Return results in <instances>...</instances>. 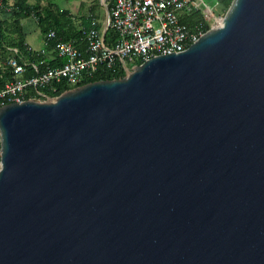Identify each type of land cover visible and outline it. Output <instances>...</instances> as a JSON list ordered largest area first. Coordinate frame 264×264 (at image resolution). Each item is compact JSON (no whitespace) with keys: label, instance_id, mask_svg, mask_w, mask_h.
Masks as SVG:
<instances>
[{"label":"water","instance_id":"obj_1","mask_svg":"<svg viewBox=\"0 0 264 264\" xmlns=\"http://www.w3.org/2000/svg\"><path fill=\"white\" fill-rule=\"evenodd\" d=\"M123 62L0 106V264H264V0Z\"/></svg>","mask_w":264,"mask_h":264},{"label":"built area","instance_id":"obj_2","mask_svg":"<svg viewBox=\"0 0 264 264\" xmlns=\"http://www.w3.org/2000/svg\"><path fill=\"white\" fill-rule=\"evenodd\" d=\"M209 1L103 0V22L92 18L91 26L82 28L79 41L58 38L50 29L43 37L45 47L36 50L27 45L30 52L47 53L53 64L43 58L27 60L8 47L0 53V106L14 100L42 101L50 97L47 91L58 95L107 71L125 73L123 60L132 67L157 55L185 50L205 32L204 21L209 28L220 21L221 15ZM13 4L9 0L7 10ZM3 5L0 0V8ZM197 15L198 21L190 26L187 20ZM29 18L37 25L40 22L35 12ZM62 86L66 88L59 92ZM1 151L0 142V156Z\"/></svg>","mask_w":264,"mask_h":264},{"label":"trees","instance_id":"obj_3","mask_svg":"<svg viewBox=\"0 0 264 264\" xmlns=\"http://www.w3.org/2000/svg\"><path fill=\"white\" fill-rule=\"evenodd\" d=\"M2 1L4 4L3 7L0 8V53L2 54L7 52L8 47H11L16 48L20 55L27 60H38L43 58L46 59L48 63L53 64V61H51L47 53L30 52L27 49V43L25 41L26 34L23 25L21 24V20L28 18L31 12H35L40 19L38 26L43 37L48 30L53 29L58 38L63 40L76 39L79 41L82 36V28L86 29L91 26V19L89 17L81 16L74 18L68 9H55V4L53 5V2H51L52 0H49L50 3H47L46 5H41L39 2L32 4L27 0H13L14 4L11 10H7L6 7L9 0ZM213 1L216 2V11L218 10L217 12L221 13L219 9L222 8L223 11H226L232 0ZM198 17L199 15L196 17H190L187 22L190 26H193L195 22L198 21ZM208 29L209 24L204 21L203 30L206 31ZM52 43L53 41L49 42L48 49H50ZM123 75V71H107L103 74H96V76L88 79L85 83L99 79L119 78ZM65 88L66 87L62 86L59 92ZM47 94L49 96L57 95V93L53 94L49 91H47Z\"/></svg>","mask_w":264,"mask_h":264},{"label":"rangeland","instance_id":"obj_4","mask_svg":"<svg viewBox=\"0 0 264 264\" xmlns=\"http://www.w3.org/2000/svg\"><path fill=\"white\" fill-rule=\"evenodd\" d=\"M29 3L35 4L37 2L41 3V5H46L50 3L49 0H27ZM53 5L55 4V9H62L64 6H68L70 10H77L76 13L79 15L78 17H86V15H91L93 18L98 19L100 23L103 22L105 17V8L103 5V0H52ZM211 7L216 10L215 3L213 0L209 1ZM220 8V7H219ZM221 16L224 15L225 11L222 8L219 9ZM218 11V10H217ZM79 21V20H78ZM79 23V22H78ZM21 24L23 25V29L25 32L26 40L34 46L43 45V36L39 29V26L33 19H22Z\"/></svg>","mask_w":264,"mask_h":264},{"label":"crops","instance_id":"obj_5","mask_svg":"<svg viewBox=\"0 0 264 264\" xmlns=\"http://www.w3.org/2000/svg\"><path fill=\"white\" fill-rule=\"evenodd\" d=\"M62 9H68L69 10V12L73 15V17L74 18H76V17H78L79 15H77L78 13H76L77 12V10H74V11H72V10H70V8L67 6H64V7H62ZM86 17H89L90 19H92L93 18V16H89V15H86ZM30 19V18H29ZM40 29V28H39ZM25 41H26V43H27V45H29L30 47H32L33 49H36V50H38V49H41L42 47H45V43L43 42V45H41V46H34V45H32L31 43H29L27 40H26V36H25Z\"/></svg>","mask_w":264,"mask_h":264}]
</instances>
